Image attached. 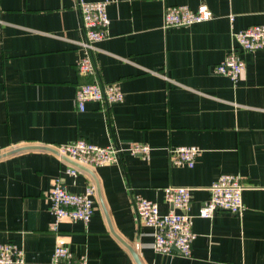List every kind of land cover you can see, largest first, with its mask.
<instances>
[{"label": "crops", "instance_id": "0c3cea01", "mask_svg": "<svg viewBox=\"0 0 264 264\" xmlns=\"http://www.w3.org/2000/svg\"><path fill=\"white\" fill-rule=\"evenodd\" d=\"M78 2L0 0V242L24 250L19 264H53L59 236L87 264H138L129 246L142 264H264V49L243 53L236 82L214 70L235 32L264 23V0L112 2L92 76L77 70L85 39ZM178 4H205L213 16L165 27L166 8ZM89 81L119 82L124 99L89 101L80 110L76 86ZM80 137L103 146L143 142L152 151H125L97 167L57 154L56 145ZM178 145L200 147L193 166L172 161ZM71 165L77 174L66 172ZM223 173L242 176L243 211L199 216ZM59 176L72 192L96 186L88 223L65 218L55 225L49 193ZM170 184L194 188L186 209L196 234L189 256L154 250V228L140 220L132 198L181 211L166 198Z\"/></svg>", "mask_w": 264, "mask_h": 264}, {"label": "built area", "instance_id": "2783aa9c", "mask_svg": "<svg viewBox=\"0 0 264 264\" xmlns=\"http://www.w3.org/2000/svg\"><path fill=\"white\" fill-rule=\"evenodd\" d=\"M118 0H79L78 7L82 18V27L85 39L81 41L84 54L77 62V70L83 76H92L95 72V63L92 54L97 50L96 43L109 35L110 18L108 5ZM213 12L205 4L194 9L187 4H178L166 8L164 26H184L210 19ZM235 44L231 52L218 64L214 70L236 82L242 75L246 61L243 53L251 50L264 49V23L249 26L234 33ZM124 91L119 82L100 84L99 82H82L76 86L75 101L80 110H84L89 101L107 102L109 104L121 102ZM57 154L67 157L82 165L97 167L103 164L118 162L125 151L133 155L149 157L152 147L149 144L137 141L127 142L124 146L110 144L99 145L80 137L74 142L55 146ZM174 163L194 165L195 157L200 152L197 145H178L170 149ZM0 150V156L2 155ZM66 172L77 174L76 166H69ZM245 183L240 174L223 173L209 187L210 197L199 210V216L211 217L217 210H228L240 214L244 209L243 190ZM192 186L170 184L164 188L166 198L175 209L162 212L159 204L138 193L132 195L138 217L146 225L154 228V250L158 253L179 252L182 255L191 254L192 241L195 238L193 230L194 215L188 213L192 199ZM96 186L89 184L81 192L70 191L62 177L54 180L49 193L51 211L56 221L62 219L72 221L82 220L88 223L95 211ZM24 250L17 245L0 242V264L22 263ZM53 264H87L85 256L76 257L67 246L62 236L57 238ZM245 264V263H231Z\"/></svg>", "mask_w": 264, "mask_h": 264}, {"label": "water", "instance_id": "95a60500", "mask_svg": "<svg viewBox=\"0 0 264 264\" xmlns=\"http://www.w3.org/2000/svg\"><path fill=\"white\" fill-rule=\"evenodd\" d=\"M28 148H31V147H38V148H43V147H45V148H47L46 146H27ZM26 147V148H27ZM20 149H23V148H20ZM17 150H19V148L18 149H16V150H11V151H9V152H7L6 154H3V155H7V154H10V153H12V152H14V151H17ZM2 156V155H1ZM64 158H66V157H64ZM129 246V245H128ZM130 247V249L132 250V253L134 254V256H135V258H136V260H137V262H138V264H142L141 263V261H140V258H139V256H138V253L131 247V246H129Z\"/></svg>", "mask_w": 264, "mask_h": 264}]
</instances>
